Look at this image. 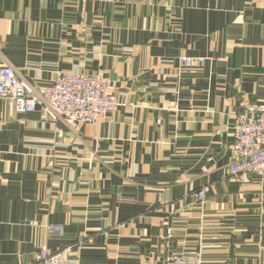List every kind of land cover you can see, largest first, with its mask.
<instances>
[{"label":"crops","instance_id":"obj_1","mask_svg":"<svg viewBox=\"0 0 264 264\" xmlns=\"http://www.w3.org/2000/svg\"><path fill=\"white\" fill-rule=\"evenodd\" d=\"M3 65L100 75L121 105L73 128L0 97V264L80 236L77 264H264V181L229 173L235 117L264 102V0H0Z\"/></svg>","mask_w":264,"mask_h":264},{"label":"built area","instance_id":"obj_2","mask_svg":"<svg viewBox=\"0 0 264 264\" xmlns=\"http://www.w3.org/2000/svg\"><path fill=\"white\" fill-rule=\"evenodd\" d=\"M179 63L186 69L202 68L207 58L184 56ZM0 97L6 100L11 117L39 109L43 119L63 118L73 128L95 123L121 105L100 75L59 71L51 85L35 86L9 65L0 67ZM231 128L232 178L246 182L256 174L264 181V102H247ZM209 191L210 186L205 185L196 193L201 203ZM49 231L62 234L63 227L50 225ZM85 244L86 239L80 236L65 246L43 247L36 252L35 260L43 264H77L79 249ZM167 264L204 263L200 256L174 255Z\"/></svg>","mask_w":264,"mask_h":264}]
</instances>
